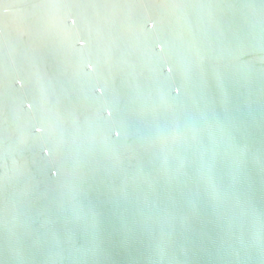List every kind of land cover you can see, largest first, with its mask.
<instances>
[{
	"label": "water",
	"instance_id": "obj_1",
	"mask_svg": "<svg viewBox=\"0 0 264 264\" xmlns=\"http://www.w3.org/2000/svg\"><path fill=\"white\" fill-rule=\"evenodd\" d=\"M0 264H264V0H0Z\"/></svg>",
	"mask_w": 264,
	"mask_h": 264
},
{
	"label": "snow or ice",
	"instance_id": "obj_2",
	"mask_svg": "<svg viewBox=\"0 0 264 264\" xmlns=\"http://www.w3.org/2000/svg\"><path fill=\"white\" fill-rule=\"evenodd\" d=\"M73 22H75V21H73ZM179 91V90H178ZM37 131H39V129H37ZM118 134V133H117Z\"/></svg>",
	"mask_w": 264,
	"mask_h": 264
}]
</instances>
